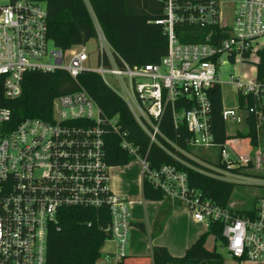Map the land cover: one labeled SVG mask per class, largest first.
Listing matches in <instances>:
<instances>
[{
	"label": "built area",
	"instance_id": "1",
	"mask_svg": "<svg viewBox=\"0 0 264 264\" xmlns=\"http://www.w3.org/2000/svg\"><path fill=\"white\" fill-rule=\"evenodd\" d=\"M157 1L164 4L159 22L167 36V52L159 61L127 65L95 22L98 66L90 68L85 64L84 45L63 50L48 37L46 0H0V89L5 99L21 95L29 71L64 70L72 78L82 71L93 72L122 97L147 139L141 151L126 138L118 118L103 114L83 87L54 98L48 119L28 117L13 125L10 109L0 106V264H45L49 230L57 226L60 210L67 207H106L107 238L117 243L118 261L125 255L132 227L131 201L109 188L110 135L120 150L139 162L142 182H149L164 198L177 199L197 222L221 221L230 256L264 259V197L257 199L254 217L237 216L191 187L187 173L176 165L152 167L147 158L154 144L167 151L168 139L159 123L169 106L174 126L184 124L190 132L189 146L218 149L217 158L208 164L213 170L209 174L234 181L242 177L231 168L246 164L250 157L226 144L227 133L224 141L213 140L208 92L220 86L218 72L225 64L255 65L258 50L264 49L254 46L264 36V0ZM227 2L231 3L228 14L223 8ZM182 23L216 30L210 29L204 42H180L175 26ZM255 71L251 80H243L240 73L229 74V83L243 96L245 107L222 106L225 124H246L248 113L261 119L264 85L256 81ZM107 76L115 79L113 87Z\"/></svg>",
	"mask_w": 264,
	"mask_h": 264
},
{
	"label": "trees",
	"instance_id": "2",
	"mask_svg": "<svg viewBox=\"0 0 264 264\" xmlns=\"http://www.w3.org/2000/svg\"><path fill=\"white\" fill-rule=\"evenodd\" d=\"M203 2L207 0H179ZM47 35L55 46L67 50L74 46L85 45L96 38L94 23L100 27L107 43L129 66L156 63L167 52V36L159 21L164 18V4L157 0H46ZM180 42L197 43L206 41L210 29L187 24L175 26ZM255 79L264 85V49L257 52ZM107 62V61H106ZM80 87L87 90L103 114L116 116L126 131V138L134 141L141 151L147 147V139L132 118L125 101L111 87L106 85L100 75L82 71L72 78L64 70L29 71L22 80V93L8 100L0 89V106L11 111L10 123L15 125L24 118L37 117L48 119L52 114V102L59 95L73 92ZM210 100L209 125L215 142H222L226 135V124L221 118L222 98L220 86L208 92ZM249 104L253 98H248ZM238 104L243 108L244 98L238 95ZM247 129L237 131L236 137H248L253 144L258 143L259 125L264 129V96L261 106V119L254 113L245 116ZM160 131L167 137L163 150L154 144L148 151L150 166L174 164L187 173L191 187L202 192L221 208L228 209L237 216H255V203L247 209H232L228 206L230 194L236 185L234 180H226L209 174L213 164L205 158L190 152L188 140L190 132L184 124L174 126L170 107L167 106L159 123ZM106 147L107 161L112 166L123 165L132 160L118 147L114 136L110 135ZM216 165H220L216 162ZM252 162L231 168L232 172L248 175ZM247 170V171H246ZM142 194L147 200H161L163 194L149 182H142ZM110 220L108 209L67 207L60 210L57 226L50 228L47 236L45 264H95L101 256L100 247L108 233L106 226ZM133 224L131 223V226ZM135 226L144 230L142 223ZM211 234L215 244L206 248V236ZM216 243L225 246L221 221H211L207 229L186 249L182 256H172L166 247L153 246L152 264H223V255L217 250ZM122 260V258H121ZM117 264H121L120 261Z\"/></svg>",
	"mask_w": 264,
	"mask_h": 264
},
{
	"label": "crops",
	"instance_id": "3",
	"mask_svg": "<svg viewBox=\"0 0 264 264\" xmlns=\"http://www.w3.org/2000/svg\"><path fill=\"white\" fill-rule=\"evenodd\" d=\"M138 183V187L135 182L130 183L126 172L120 175L118 173L117 180L112 179V172H109L110 190L131 201L129 209L133 225L129 231L126 253L122 260L120 259V263L152 264V247L156 245L166 247L172 256H182L198 236L207 229L208 224L195 221L190 210L177 199H145L142 194V175ZM135 223H142L144 230L135 226ZM208 244L209 242L205 240L206 248ZM117 249L115 240L105 239L100 247L101 256L95 264H117ZM223 264H264V259L237 260L229 255V257H223Z\"/></svg>",
	"mask_w": 264,
	"mask_h": 264
},
{
	"label": "rangeland",
	"instance_id": "4",
	"mask_svg": "<svg viewBox=\"0 0 264 264\" xmlns=\"http://www.w3.org/2000/svg\"><path fill=\"white\" fill-rule=\"evenodd\" d=\"M223 8L225 13L228 14L231 11V3L227 2ZM103 50L107 51L106 45H104ZM255 47L264 46V36L259 38ZM86 53L88 55V60L86 61V66L90 68H96L98 66V53H99V42L96 38L90 39L85 45ZM76 47L75 49H78ZM242 66V67H241ZM241 69L239 70V68ZM255 65L253 64H240L239 62L229 63L222 66L218 72L220 79V89L222 106L224 108H231L238 105V91L229 83V74H240L243 80H251L254 76ZM240 71V72H239ZM108 83L113 87L116 81L113 77L107 76ZM247 129L244 123H234L231 121L226 122V133L229 136L226 140V144L231 143L235 148H238L240 153L250 157L252 162L251 169L248 170V175H242V177H236V185L234 186L229 200L228 206L232 209H247L250 208L253 203L259 198L264 197V129L263 126L259 125L258 128V143L255 145L250 142L248 137H232L236 131L245 132ZM236 138L237 141H233ZM190 152L199 158H206L210 162L218 156L217 148H206V147H194L190 146ZM112 170V171H111ZM112 179L117 180V175L119 173L126 172L127 179L130 183L135 182L138 187V179L141 176V165L137 160H131L130 162L117 165L112 168ZM247 171V170H246ZM142 200V199H141ZM236 207V208H234ZM205 226V224H203ZM206 240L209 242L208 248H212L215 244L212 239V235L208 234ZM217 250L223 255V257H229L228 251L225 246L220 243H216Z\"/></svg>",
	"mask_w": 264,
	"mask_h": 264
}]
</instances>
